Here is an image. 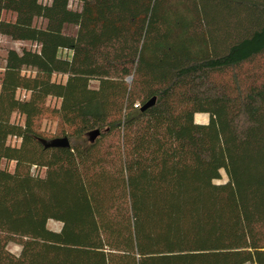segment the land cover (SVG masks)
Wrapping results in <instances>:
<instances>
[{"label":"trees","instance_id":"1","mask_svg":"<svg viewBox=\"0 0 264 264\" xmlns=\"http://www.w3.org/2000/svg\"><path fill=\"white\" fill-rule=\"evenodd\" d=\"M0 35L36 46L0 71V264H264V0H0Z\"/></svg>","mask_w":264,"mask_h":264},{"label":"rangeland","instance_id":"2","mask_svg":"<svg viewBox=\"0 0 264 264\" xmlns=\"http://www.w3.org/2000/svg\"><path fill=\"white\" fill-rule=\"evenodd\" d=\"M43 2H47L48 0H41ZM74 6V5H73ZM22 48H36V46L30 42H26V41H17V40H12L11 38L7 37V36H3V35H0V71L3 69L4 67V64H5V60H4V57H5V53H6V50L8 49H15L17 51H20ZM63 55H65V53L63 52ZM56 79L57 80H64L65 79V76H62V75H57L56 76ZM129 81L131 80V78L128 79ZM98 85V82L95 81V80H92L91 81V86L92 87H96ZM22 96L24 97V93H22ZM48 103L49 104H53L54 103V100H51L50 99L48 100ZM14 118V117H13ZM208 115L207 114H196L194 116V120L195 122L197 123H207L208 122ZM55 126H56V123L55 121L53 120H47V119H44L42 121V130L46 131V132H54V129H55ZM9 142L11 144H18L19 143V140L15 139V138H11L9 140ZM13 166L14 164L13 163H10L9 164V169L12 170L13 169ZM36 173V172H35ZM41 174V172H40ZM221 174H222V179L218 182H224L227 180V177H226V174L224 171H221ZM60 226L61 224L59 222H56V221H48L47 223V227L49 229H52V230H59L60 229ZM9 250L15 254H18V252L20 251V247L18 245H15V244H9Z\"/></svg>","mask_w":264,"mask_h":264},{"label":"water","instance_id":"3","mask_svg":"<svg viewBox=\"0 0 264 264\" xmlns=\"http://www.w3.org/2000/svg\"><path fill=\"white\" fill-rule=\"evenodd\" d=\"M153 101V100H152ZM99 133L98 130L93 131L90 133L91 138H94L97 134ZM50 146H54V147H68L69 146V142L67 138H59V139H54L49 143Z\"/></svg>","mask_w":264,"mask_h":264}]
</instances>
